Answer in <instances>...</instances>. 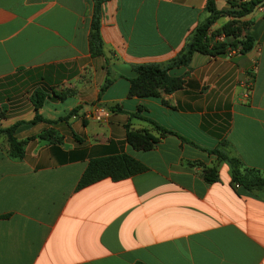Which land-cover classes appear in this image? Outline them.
I'll list each match as a JSON object with an SVG mask.
<instances>
[{"label": "crops", "instance_id": "crops-1", "mask_svg": "<svg viewBox=\"0 0 264 264\" xmlns=\"http://www.w3.org/2000/svg\"><path fill=\"white\" fill-rule=\"evenodd\" d=\"M205 1L104 0L103 53L92 55V0H0V128L19 122L12 133L24 148L8 158L0 133V264H264V192L234 186L226 163L203 150L264 170V5L241 18L248 52H194L168 70L178 89L127 94L133 66L173 58L207 17ZM228 19L220 14L208 32ZM33 90L46 93L37 113L52 122H28ZM137 106L177 135L130 116ZM95 108L108 116L85 117ZM136 130L157 142L134 148L125 133ZM116 153L148 169L74 189L90 158ZM211 165L216 179L205 182Z\"/></svg>", "mask_w": 264, "mask_h": 264}, {"label": "trees", "instance_id": "trees-1", "mask_svg": "<svg viewBox=\"0 0 264 264\" xmlns=\"http://www.w3.org/2000/svg\"><path fill=\"white\" fill-rule=\"evenodd\" d=\"M104 0H92V11L89 21V29L87 36L88 49L92 55H101L102 43L99 35V14L100 3ZM230 8L225 10H216L212 0L205 1V9L208 12L207 17L197 23L189 32L188 37L181 49L176 55L165 62L158 63H140L133 66L135 75L128 79V95L135 96H158L160 92L168 93L178 89L181 84V78L171 76L168 70L173 67H186L190 62L194 52L203 54H219L225 53L227 48H236L239 53L248 52L253 46V38L243 30L247 26V22L241 18L250 13L256 7L263 6L264 0H229ZM225 14L229 19L219 28L209 31L212 22L220 15ZM222 34L224 37H230L231 40L214 39L215 35ZM110 79L105 78L100 90L105 88ZM46 98V93L41 90H33L29 96L32 104L34 115L28 122L44 120L37 113L38 108ZM109 110L120 111L117 105H109ZM141 108L137 106L134 112L129 115L143 119L158 132V135L175 134L173 131L164 128L155 121L139 114ZM60 117L59 119H63ZM52 122V120H44ZM19 122L8 127L0 128V133H4L8 145L7 156L10 159H20L24 155V148L21 141L13 136V130ZM181 140L183 137L178 136ZM125 139L134 148L147 150L153 147L157 142V138L149 134L145 130L126 131ZM188 143L194 145L191 141ZM221 145L222 142L220 141ZM203 149V148H200ZM208 154L215 156L217 161H223L228 166L232 182L242 185L245 189L254 194H263L264 192V170L246 166L238 156L228 155L219 147L211 149H203ZM148 167L141 161L126 153L109 154L100 157L90 158L80 176L77 179L74 189L82 188L102 178H109L112 181L127 178L136 173L145 171ZM202 178L205 182H212L216 179L215 165L202 167ZM5 216V215H0ZM132 264H144L141 261H134Z\"/></svg>", "mask_w": 264, "mask_h": 264}, {"label": "built area", "instance_id": "built-area-1", "mask_svg": "<svg viewBox=\"0 0 264 264\" xmlns=\"http://www.w3.org/2000/svg\"><path fill=\"white\" fill-rule=\"evenodd\" d=\"M261 6L256 7V9H259ZM214 39L216 40H221L223 39V35L222 34H218L214 36ZM236 50V48H227L225 54H231L234 53ZM250 87L247 86V89L244 91V96H247L248 91H249ZM108 110L104 109V108H95L93 111H88L85 113V117H90L96 121L102 120L104 118H106L108 116ZM234 186H237V184H235Z\"/></svg>", "mask_w": 264, "mask_h": 264}, {"label": "rangeland", "instance_id": "rangeland-1", "mask_svg": "<svg viewBox=\"0 0 264 264\" xmlns=\"http://www.w3.org/2000/svg\"><path fill=\"white\" fill-rule=\"evenodd\" d=\"M205 149V148H204Z\"/></svg>", "mask_w": 264, "mask_h": 264}]
</instances>
